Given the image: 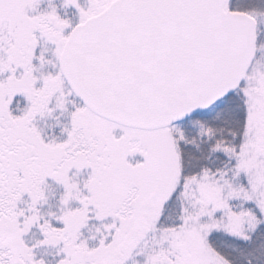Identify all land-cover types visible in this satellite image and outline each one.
<instances>
[{
	"label": "snow or ice",
	"instance_id": "obj_1",
	"mask_svg": "<svg viewBox=\"0 0 264 264\" xmlns=\"http://www.w3.org/2000/svg\"><path fill=\"white\" fill-rule=\"evenodd\" d=\"M0 264H264V0H0Z\"/></svg>",
	"mask_w": 264,
	"mask_h": 264
}]
</instances>
